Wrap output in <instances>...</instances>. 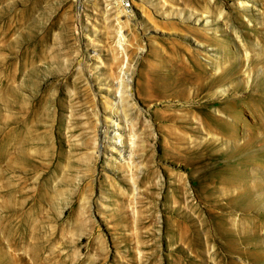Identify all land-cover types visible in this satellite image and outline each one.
Returning a JSON list of instances; mask_svg holds the SVG:
<instances>
[{
    "label": "rangeland",
    "instance_id": "rangeland-1",
    "mask_svg": "<svg viewBox=\"0 0 264 264\" xmlns=\"http://www.w3.org/2000/svg\"><path fill=\"white\" fill-rule=\"evenodd\" d=\"M0 264H264V0H0Z\"/></svg>",
    "mask_w": 264,
    "mask_h": 264
},
{
    "label": "bare ground",
    "instance_id": "bare-ground-1",
    "mask_svg": "<svg viewBox=\"0 0 264 264\" xmlns=\"http://www.w3.org/2000/svg\"><path fill=\"white\" fill-rule=\"evenodd\" d=\"M122 1H123V0H122ZM119 4H120V3H119ZM121 5H122V4H121ZM123 10H124V9H123L122 6H121V7H120V12H121V11L123 12ZM115 13H116V12H115ZM127 14H128V13H127ZM124 15H125V14H124ZM119 17H121V16H119ZM130 20H131V19H130ZM123 22H124V21H123ZM120 28H121V27H120ZM121 36H123V35H121ZM120 44H121V43H120ZM127 75H128V74H127ZM128 78H129V79H132V76H130V74H129V75H128ZM120 101H121V103H122V104H121L122 107L124 108V105H123V104H125V98L121 97V98H120ZM114 127H115V125L113 124V125H112V128L114 129ZM110 128H111V127H110ZM108 133H109L108 131H105L104 136H103V134H99V135L101 136V138L103 137L102 139H103V141L105 142V143H104L105 145L109 144V141L107 140V137H108L107 135H108ZM112 146H113V144H112Z\"/></svg>",
    "mask_w": 264,
    "mask_h": 264
}]
</instances>
